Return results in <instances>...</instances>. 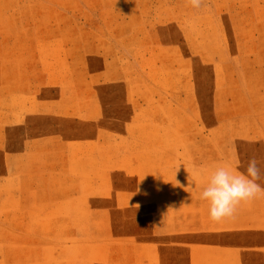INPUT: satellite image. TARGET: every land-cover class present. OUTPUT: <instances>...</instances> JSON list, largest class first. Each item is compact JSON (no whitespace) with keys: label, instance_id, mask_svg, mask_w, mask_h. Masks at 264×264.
<instances>
[{"label":"rangeland","instance_id":"374dc122","mask_svg":"<svg viewBox=\"0 0 264 264\" xmlns=\"http://www.w3.org/2000/svg\"><path fill=\"white\" fill-rule=\"evenodd\" d=\"M252 158L264 0H0V264H264L200 199Z\"/></svg>","mask_w":264,"mask_h":264},{"label":"clouds","instance_id":"9594fccd","mask_svg":"<svg viewBox=\"0 0 264 264\" xmlns=\"http://www.w3.org/2000/svg\"><path fill=\"white\" fill-rule=\"evenodd\" d=\"M187 3L194 9H200L205 0H187ZM204 175L206 183L200 199L207 202L209 219L214 223L234 219L241 206L264 198V187L258 183L262 174L255 158L249 160L246 173L237 172L229 164H220Z\"/></svg>","mask_w":264,"mask_h":264}]
</instances>
